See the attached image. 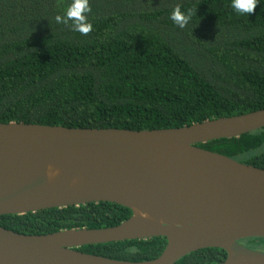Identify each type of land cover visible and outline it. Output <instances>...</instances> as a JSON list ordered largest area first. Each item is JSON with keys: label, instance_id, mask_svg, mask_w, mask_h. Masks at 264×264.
I'll return each mask as SVG.
<instances>
[{"label": "trees", "instance_id": "16d2710c", "mask_svg": "<svg viewBox=\"0 0 264 264\" xmlns=\"http://www.w3.org/2000/svg\"><path fill=\"white\" fill-rule=\"evenodd\" d=\"M87 35L58 24L72 0H0V123L132 131L175 129L264 109V0L238 15L232 0H88ZM191 9V23L170 19ZM264 170V128L197 144ZM131 211L107 203L0 216L25 235L103 229ZM241 244L264 252V238ZM166 239L77 248L108 259L159 257ZM221 249L192 252L175 264H217Z\"/></svg>", "mask_w": 264, "mask_h": 264}, {"label": "water", "instance_id": "95a60500", "mask_svg": "<svg viewBox=\"0 0 264 264\" xmlns=\"http://www.w3.org/2000/svg\"><path fill=\"white\" fill-rule=\"evenodd\" d=\"M262 128L264 109L151 131L0 123V216L100 202L131 211L103 229L0 227V264H175L207 248L226 253L217 264H264L263 251L240 243L264 238V170L197 147ZM154 237L166 246L151 261L76 250Z\"/></svg>", "mask_w": 264, "mask_h": 264}, {"label": "clouds", "instance_id": "9594fccd", "mask_svg": "<svg viewBox=\"0 0 264 264\" xmlns=\"http://www.w3.org/2000/svg\"><path fill=\"white\" fill-rule=\"evenodd\" d=\"M259 0H232L230 7L238 14L245 15L254 11ZM91 12L88 0H72L66 12L57 15L55 20L58 24L70 25L72 31L82 35H87L92 30V24L88 20V14ZM191 9L181 10L179 6L175 7L170 14V19L180 28L188 26L193 19ZM55 170L49 169V176H55Z\"/></svg>", "mask_w": 264, "mask_h": 264}]
</instances>
